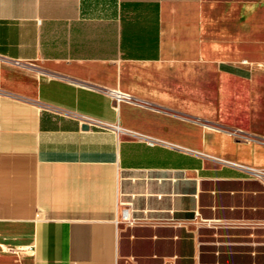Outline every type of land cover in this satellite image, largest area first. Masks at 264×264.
I'll list each match as a JSON object with an SVG mask.
<instances>
[{"label":"crops","instance_id":"obj_1","mask_svg":"<svg viewBox=\"0 0 264 264\" xmlns=\"http://www.w3.org/2000/svg\"><path fill=\"white\" fill-rule=\"evenodd\" d=\"M230 129L264 137V0H0V264H264Z\"/></svg>","mask_w":264,"mask_h":264},{"label":"built area","instance_id":"obj_2","mask_svg":"<svg viewBox=\"0 0 264 264\" xmlns=\"http://www.w3.org/2000/svg\"><path fill=\"white\" fill-rule=\"evenodd\" d=\"M107 94L109 95L113 104L118 101L132 102L133 100L132 97H130L127 93L119 91L115 88L107 90ZM227 133L238 141H246L252 138L260 141L264 145V137L253 136L239 129H230L227 131ZM248 171L257 177L264 179V168L260 170L248 169Z\"/></svg>","mask_w":264,"mask_h":264},{"label":"water","instance_id":"obj_3","mask_svg":"<svg viewBox=\"0 0 264 264\" xmlns=\"http://www.w3.org/2000/svg\"><path fill=\"white\" fill-rule=\"evenodd\" d=\"M82 126H84V125H82Z\"/></svg>","mask_w":264,"mask_h":264}]
</instances>
